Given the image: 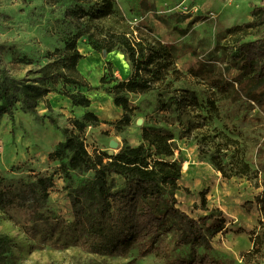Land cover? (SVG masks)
<instances>
[{"label":"rangeland","instance_id":"374dc122","mask_svg":"<svg viewBox=\"0 0 264 264\" xmlns=\"http://www.w3.org/2000/svg\"><path fill=\"white\" fill-rule=\"evenodd\" d=\"M104 1L0 0V67L24 77L29 70L65 53L66 41L76 38L78 49L85 56L78 63L79 72L73 75L99 85L103 74H107V80L113 77L120 81L134 74L128 57L116 46L118 36L126 35L134 42L148 39L177 46L176 57L169 63L162 61L161 78L149 90L122 92L135 106L130 124L118 123L124 110L116 117L102 116V110L109 108L106 104L115 105L113 95L103 88L88 91L62 80L54 84L56 91L48 97L52 112L60 126H69L70 119L81 117L87 110L99 116V124L87 125L81 132L92 155L109 152L111 140L119 142V149L139 145L144 142L145 128L160 127L175 133L178 148L172 159L179 160L182 166L177 189L179 206L205 225L211 221L204 219L209 213L217 215L223 211L226 218L225 229L211 236V254L221 264H264V111L254 101L233 104L235 98H226L214 85L230 82L232 92L237 91L240 71L230 68L223 47L241 38H254L258 29L236 33H226V29L252 21L253 4L264 0H112L111 7L103 8L104 12L96 17L77 13L79 6L98 11ZM105 47L113 50L105 55ZM114 83L113 80L106 85ZM191 91L196 98L184 99L179 109L159 106L160 92L182 97ZM75 92L86 93L90 106H74L64 94ZM236 108L241 110L240 116L229 115L228 110ZM38 111L49 113L46 102H40ZM15 118L14 135L10 118L5 115L0 121L2 185L19 191L37 177L52 174L55 184L50 192L51 206L72 220L69 181L60 159L50 157L64 140L63 134L49 118L39 119L24 111L19 103ZM202 138L208 149L204 156L199 150ZM211 155L217 156L231 177L223 175L210 160ZM243 162L249 164V174L235 175L242 173ZM204 188L209 189L210 212L197 208ZM237 227H243L245 232L235 231ZM0 232L12 235L16 243L4 264H124L133 259L135 264H166L161 254L140 256L136 244L126 255L118 256H101L79 247L35 249L22 227L1 209ZM254 235L262 241L257 252ZM179 251L186 253L188 247Z\"/></svg>","mask_w":264,"mask_h":264},{"label":"trees","instance_id":"16d2710c","mask_svg":"<svg viewBox=\"0 0 264 264\" xmlns=\"http://www.w3.org/2000/svg\"><path fill=\"white\" fill-rule=\"evenodd\" d=\"M111 5L112 0H105L98 11L79 6L77 13L96 17L104 12L103 8L109 9ZM252 7L253 20L227 27L226 33L257 28L256 36L241 38L223 47L230 68L240 71L236 78L239 87L232 92L230 82H214V85L226 98L234 97L233 104H251L254 101L264 111V3L253 4ZM115 42L128 57L134 71L125 81L113 77L107 80V74H103L101 84L95 85L74 76L73 73L79 72V61L85 56L78 49L76 38L66 41L65 53L29 70L24 77H16L0 67V121L5 115L10 118L12 135L16 129L15 106L19 103L24 111L37 118H49L64 136L50 157L60 159L61 169L69 181L73 219H66L51 206L50 192L55 184L52 174L37 177L19 191L2 185L0 177V209L22 227L35 249L79 247L101 256H118L126 255L136 244L140 256L161 254L166 264H221L211 254V236L226 227L223 211L217 215H205V220L211 219L205 225L200 218L179 206L177 189L182 166L179 160L172 159L178 148L175 133L160 127L145 128L144 142L139 145H124L112 155L109 152L92 155L81 132L87 125L99 124V116L87 110L81 117L70 119L69 126H60L52 112L47 96L56 91L54 84L62 80L66 84L85 87L88 91L103 88L113 95L115 105L124 110L118 123H131L130 113L135 106L122 92L149 90L161 78L162 61L169 63L176 57L177 46L148 39L134 42L126 35L118 36ZM103 50L109 53L113 47ZM113 80L114 84L106 85ZM64 94L70 97L74 106L89 107L91 104V99L84 92ZM192 98H196L194 91L182 97L177 94L167 96L163 92L158 94L159 106L164 109H179L184 99ZM40 102H46L49 113H39ZM212 104L216 114L220 115L219 107L215 102ZM228 112L237 117L241 114L237 108ZM199 150L202 156L208 153L203 138L199 141ZM210 160L224 176L231 177L216 155H211ZM241 166L242 173L235 172V175H248L251 170L249 164L243 162ZM117 178L122 182L119 183ZM208 192V188L200 191L201 203L197 208L210 212ZM234 230L245 232L243 227ZM261 242L259 235H254L256 252ZM14 246L13 236L0 232V264L9 258ZM182 247H188V251L180 252ZM124 264H135V259Z\"/></svg>","mask_w":264,"mask_h":264},{"label":"bare ground","instance_id":"6f19581e","mask_svg":"<svg viewBox=\"0 0 264 264\" xmlns=\"http://www.w3.org/2000/svg\"><path fill=\"white\" fill-rule=\"evenodd\" d=\"M106 105L109 106V108L104 110V111L102 110V116H104V118H112V117H114L115 114H116V111H117L116 107H119V106H117V105L112 106L110 103H108Z\"/></svg>","mask_w":264,"mask_h":264},{"label":"water","instance_id":"95a60500","mask_svg":"<svg viewBox=\"0 0 264 264\" xmlns=\"http://www.w3.org/2000/svg\"><path fill=\"white\" fill-rule=\"evenodd\" d=\"M104 54L105 55L107 54L106 50H104ZM110 145H111L112 149L109 151V153L111 155L115 154L117 152L116 150H119V142L116 140H111Z\"/></svg>","mask_w":264,"mask_h":264},{"label":"crops","instance_id":"0c3cea01","mask_svg":"<svg viewBox=\"0 0 264 264\" xmlns=\"http://www.w3.org/2000/svg\"><path fill=\"white\" fill-rule=\"evenodd\" d=\"M52 93V92H51ZM51 93H49L48 94V96H47V98L49 97V98H51L50 96V94ZM117 108V111H116V114H115V116L114 117H116V115H118V114H122V112H123V109L121 108V107H116Z\"/></svg>","mask_w":264,"mask_h":264}]
</instances>
